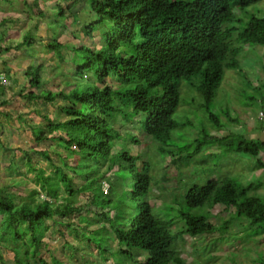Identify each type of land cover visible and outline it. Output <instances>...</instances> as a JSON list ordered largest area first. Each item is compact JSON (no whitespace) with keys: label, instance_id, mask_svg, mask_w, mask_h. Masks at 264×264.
Instances as JSON below:
<instances>
[{"label":"trees","instance_id":"trees-1","mask_svg":"<svg viewBox=\"0 0 264 264\" xmlns=\"http://www.w3.org/2000/svg\"><path fill=\"white\" fill-rule=\"evenodd\" d=\"M80 1L62 0L57 6L58 14H64L63 3L71 9ZM86 1L95 19L83 26V32L88 36L102 30V44L90 46L81 42L74 47V53L82 54L83 58L82 64L77 66L79 75L90 72L93 80L76 85L68 92L40 90L24 95L30 100L42 99L48 103L56 98L70 102L62 106L68 116L66 120L54 122L45 116L47 130L33 129L37 141L46 140L48 132L53 134L63 129L64 136L53 138L68 154L62 160L64 167L56 166L53 174L46 175L43 169L32 164L31 156L26 152L29 168L36 172L40 189H33L29 199L20 203L0 193V264H5L1 248L4 236L25 246L23 258L20 250L15 249L16 264H31L32 258L36 259V264H47L36 254L49 228L47 221L55 220L56 216L63 218L79 213L82 209V206L58 203L62 189L69 198L79 192H92V202L102 210L99 216L107 222L104 227H114L119 252L134 264H190L177 249V235L182 241L184 235L224 234L237 220H245V236L263 235L264 195L257 192L260 180L251 179L250 173L235 171L238 166L232 168L231 163H227L226 168L223 157L232 154L233 161H236L249 156L256 168L264 170V162L259 157L264 153V140L247 138L242 133L219 136L203 129L193 139V149L175 151L179 154L177 158L188 162L205 148L216 144L220 153L212 152V155L217 158L216 166L220 171L204 184L196 183L188 188L180 204L185 203L191 210H197L181 211L179 216L184 227L173 233V220L157 217L146 197L152 184L150 162L127 147L113 153L115 140L120 135L109 121L118 115L124 116L121 114L123 98L131 106L132 113L146 115L143 121L145 131L152 140L169 141L171 132L179 124L173 118L180 102L177 84L182 79L198 76L196 88L204 100L200 106H204L208 113L204 111L205 116L214 128H220L223 124L209 106L226 68L236 70L244 77L245 69L240 64L243 47L264 46V15H259L258 9L249 10L262 0ZM30 38L25 37V42ZM48 47L60 51L62 45L54 40L48 43ZM40 69L41 65L27 68L29 83L35 89L43 84ZM111 75L117 76L122 86L114 88L106 83ZM126 84L129 86L123 88ZM247 84L251 85L250 82ZM254 88L263 97L264 81L260 88ZM3 90L0 74V107L7 103L1 98ZM116 99H120V104ZM253 99V95L244 97L245 102L253 103ZM223 114L228 121H237L228 108L223 109ZM187 121L191 123L189 119ZM130 137L133 142H138L135 136ZM158 150L166 152L164 145H159ZM175 152L169 153L175 156ZM43 153L49 159L47 153ZM68 158L72 159L70 163ZM105 164L106 170L99 173ZM248 165L250 170L251 163ZM116 166L129 171L133 180L130 192L138 201V212L118 213L112 208V178L105 175L112 169L115 175ZM74 176H86V181L77 187ZM101 179L108 181L107 188L103 180L100 183ZM41 193L46 197L36 200L35 194ZM219 204L232 207L234 216L216 227L209 220V209ZM111 211H115L113 217ZM258 259L264 264L261 253Z\"/></svg>","mask_w":264,"mask_h":264},{"label":"rangeland","instance_id":"rangeland-1","mask_svg":"<svg viewBox=\"0 0 264 264\" xmlns=\"http://www.w3.org/2000/svg\"><path fill=\"white\" fill-rule=\"evenodd\" d=\"M61 1L0 0V74L4 85L1 98L7 101L0 107V193L14 198L17 203L28 200L33 189H40L36 182V172L29 168L26 152H29L32 164L43 169L46 175L53 174L56 166L64 167L62 160L68 154L53 138L64 136L63 129L53 134L48 132V138L41 141L35 139L33 129L41 127L47 130L45 116L54 122L66 120L68 116L62 106L70 102L56 98L54 102L48 103L42 99L30 100L24 95L40 90L68 92L76 85L87 84V80H93L92 73L79 75L77 66L82 64L83 58L82 54L74 53V47L81 42L90 46L102 44V30L88 36L83 32V26L95 19L88 2L82 0L71 9L63 3L64 14L60 15L57 6ZM249 10L264 15V0L256 6H250ZM28 36L31 37L30 41L25 42L24 39ZM54 40L61 43L60 51L49 49L48 43ZM240 64L245 69L244 77L236 70L226 68L214 100L210 103V110L218 114L219 121L223 124L218 129L206 118L204 106H200L204 100L196 88L198 76L182 79L177 84L180 102L173 118L179 124L171 132V138L167 142L152 140L145 131L143 121L146 115L132 113L131 106L123 98L121 114L124 116L118 115L109 120L120 135L115 140L113 153L127 147L132 153L139 154L143 160L150 162L152 184L146 197L152 203L157 217L173 220V233L184 227L179 216L181 211L197 210H191L185 203L180 204L188 188L196 183L204 184L220 171L216 166L217 158L212 155V152L220 153L216 144L205 148L188 162L177 158L179 154L175 151L193 149V139L203 129L219 136L242 133L247 138L264 140V89L262 97L254 88H260L264 81V46H244ZM30 65H41L43 84L39 89L29 83L27 68ZM106 83L114 88L122 86L118 77L113 75L107 78ZM127 86L129 85H123V88ZM246 94L255 96L253 103L245 102ZM116 102L120 104V99H116ZM226 108L237 121L227 120L223 114V109ZM130 136H135L138 142H133ZM159 145H164L165 153L158 150ZM169 152H175L176 155H170ZM243 157L233 161L232 154H225V167L227 168V163H231L232 168L238 166L235 171L246 172L247 175L250 173L254 181L259 179L257 192L264 195V170L256 168L249 156ZM259 157L264 162V153ZM71 158L67 162L70 163ZM106 167V164L102 165L99 173L105 171ZM212 168L214 172L211 173ZM105 176L112 178V208H116L118 213L138 212V201L132 198L130 192L133 180L129 171L120 168L115 170L114 175L112 169ZM102 180L104 181L101 179L100 183ZM74 181L80 187L86 181V176H74ZM106 183L107 180L103 182L107 188ZM60 195L58 203H70L82 206V209L79 213L63 218L56 216L55 220L47 221L49 228L36 251L39 258L47 264H134L119 252L114 227H104L107 222L99 216L102 210L92 202V192H79L74 198H69L62 189ZM43 197H46L44 193L35 194L36 200ZM209 211V220L216 227L234 216L232 207L221 204ZM114 215L115 211H111L110 216ZM246 226L245 220H237L224 234L197 237L184 235L182 241L177 235L175 243L190 264H260L259 254L264 257V234L245 236ZM2 241L5 264H16L15 249H19L21 257H24L25 246L20 242H14L7 236L2 237ZM30 262L36 264V259L32 258Z\"/></svg>","mask_w":264,"mask_h":264}]
</instances>
